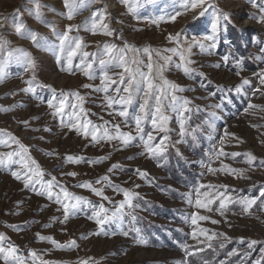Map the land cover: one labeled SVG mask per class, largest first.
Wrapping results in <instances>:
<instances>
[{
	"label": "rangeland",
	"instance_id": "rangeland-1",
	"mask_svg": "<svg viewBox=\"0 0 264 264\" xmlns=\"http://www.w3.org/2000/svg\"><path fill=\"white\" fill-rule=\"evenodd\" d=\"M257 2L264 6V0ZM40 3L45 6L39 10L42 19L54 24L60 32L68 24H87L90 28L87 21L91 13L97 9L104 12L105 22L113 35L102 34V29L93 34L83 27L70 32V36H78L82 40L85 45L83 51L97 56L102 53L105 43L123 47L126 42L139 49H166L176 46L167 39L169 34L180 33L182 40L202 39L211 34V25L216 19V11L208 7L209 4L229 15L230 19H221L214 49L203 53L199 48L193 49L189 57L194 61L191 67L195 72L192 75L186 76L176 68L180 62L178 56L173 57V63L163 72L167 80L185 89L177 95L191 101L189 107L192 112L186 128L189 132L193 127L199 131L195 140L188 136L183 142L176 143L181 140L179 123L175 114L170 113L169 131L166 133L169 147L166 153L156 158L143 151L138 139L127 147L116 140L93 143L91 136L85 137L82 132L69 130L61 125L58 117L51 115L46 101L53 90L57 95L78 92L85 98V113L81 120L86 115L93 124H104L112 132L111 126L119 124L121 131L136 135L134 117L138 114V102L128 106V116L122 118L117 115L122 110L121 105L108 108L105 93L94 91L101 84L97 56L87 58L94 65L95 79L90 80L75 68L80 63V56L73 58L72 72L69 73L64 55H60L58 60L56 51L37 49L31 41L16 35L11 23L0 29V35L8 41V48H22L31 54L36 64V80L45 85L38 87L35 95L24 93L25 81L33 73L24 72L15 64L8 65L5 68L7 75L0 79V109L12 110L0 111V130L15 136L28 147L29 155L45 173L44 180L56 177L59 184L83 196L91 205L98 208L103 204L109 209V214L123 199L121 193L105 187L104 195L108 198L105 200L76 185L89 182L94 187H101L104 182L96 184V180L106 175L118 188L139 193V198L134 201L137 205L133 210L136 220L126 217L120 228L113 223L105 225V232H101L95 222L88 219L93 211L91 205L61 223L63 209L60 205L31 188L25 189L23 183L11 175V171L19 170L18 165L0 168V234L8 238L4 246L7 247L8 243L17 246L26 264H80L89 258L90 264H264V196L261 195L264 192V165L260 164L264 160V87L260 85L258 76L264 70V62L255 58L260 55L259 49L264 48V25L255 19L259 15L258 9L249 0H207V11L193 10L190 4L186 9L188 0H139L138 5L133 0L134 12H129L119 0H100L69 21L63 0H40ZM17 9L21 13V22L28 29L54 40L50 28L30 14L29 9L34 12V5L27 0H0V19L12 16ZM201 11H204L203 15ZM176 12L180 15L174 22L170 21L168 18ZM160 17L164 19L159 20ZM153 20H159V23L153 24ZM153 55L155 60L159 59ZM225 56L229 57L227 63L222 59ZM142 58L147 63V56ZM237 60L241 62L239 67ZM0 64H3L2 58ZM121 71L110 68L108 74L118 80L117 73ZM201 72L205 74L203 78L199 75ZM243 79H248L250 84L238 95L234 87ZM85 84L93 87L84 88ZM115 87L113 85L107 95L115 96ZM257 88L261 91L255 92ZM120 94L123 95L122 92ZM217 104L222 107L216 108ZM249 104L256 107L250 108ZM213 112L216 113L215 118L209 115ZM25 120L29 121L27 126L22 123ZM143 128L145 136L153 130L150 117L144 121ZM153 134L157 137L153 143H158L165 135ZM0 139H7V136H0ZM15 148V145L11 148L0 146V152ZM221 149L229 155L216 158L215 153ZM233 152L241 155L233 158L230 155ZM245 153H251L256 159L249 163ZM67 156L83 159L80 163H72L67 161ZM89 161L99 162L90 164ZM114 164L119 167L108 172ZM223 165L237 171H208V167L218 170ZM137 170L146 176L140 177ZM70 172L76 175H67ZM201 185H213L210 194L224 192L233 201L254 199L256 204L245 213L240 203H233L223 215L216 211L219 200L211 205V211L198 208L195 190ZM200 191L203 193L209 189L205 187ZM199 198L204 199L202 195ZM193 213L208 216L209 220L192 225ZM211 220L218 223L213 224ZM200 228L207 229V235H223L208 241L205 235L199 234ZM121 230L129 231V236H123ZM193 230L198 233L197 239L192 238ZM137 234L146 243H138ZM39 237H51L60 245L74 240L76 246L58 249ZM251 240L256 244L249 247ZM221 243L224 245L222 248ZM182 246H187L189 252L196 248L202 251L188 256ZM29 252L36 253L35 260ZM0 264L4 261L0 260Z\"/></svg>",
	"mask_w": 264,
	"mask_h": 264
},
{
	"label": "snow or ice",
	"instance_id": "snow-or-ice-1",
	"mask_svg": "<svg viewBox=\"0 0 264 264\" xmlns=\"http://www.w3.org/2000/svg\"><path fill=\"white\" fill-rule=\"evenodd\" d=\"M29 4L34 5V12L32 9H29L30 14H34L35 18L45 26L49 27L51 30V35L54 37V40H50L48 37L38 34L37 32L30 30L26 25L20 20V10L17 9L12 16L3 17L0 19V29L7 27L9 23L12 24L14 32L19 37L31 41V43L37 48L45 51H56L58 53L57 59H60V55H64L67 60V71L72 72V61L73 58L80 56V63L75 65V68L80 70L85 77L88 79H95L93 74V62L89 61L87 58L91 56H97L96 53H88L83 51L85 45L82 40L76 36H70V32L79 31L81 27L84 30L91 31L95 34L99 30H103L104 35L111 36L113 35L112 30L109 29L108 23L105 22L106 14L101 10L97 9L91 13V17L88 18L87 23H90V28L85 25H72L68 24L65 26V29L60 32L57 31L54 24L45 22L40 13V9L45 7L40 3V0H27ZM100 0H63V4L67 10L66 19L71 21L74 16L79 13L81 10L89 8L92 4L99 3ZM119 2L126 7H128L129 12H134L133 0H119ZM139 0H135V4L138 5ZM207 0H188V3L185 4V8H188L190 4L191 9L195 10L197 8L207 11L205 5ZM249 3L258 9L259 15L255 17L257 23L264 25V6H260L257 0H249ZM208 7H212L216 11V19L211 25V34L205 35L202 39H197L195 37L189 39H181V34L176 33L175 35L169 34L167 39L170 42H173L176 46L166 49H150L144 47L142 49L135 48L132 45H129L125 42L123 47H118L115 44L105 43L103 45V51L100 56H97L98 64L101 69L100 81L101 84L99 87H95V92L105 93V101L108 108H112L114 105L119 104L122 106V110L117 112V115L124 118L128 116V106L132 105L134 102H138V114L134 117L135 122V131L136 135L133 136L129 132H124L120 130L119 124H114L111 127L114 129V132L110 131L108 127L104 124L96 125L93 124L91 120L84 116L81 120V115L85 113L83 108L84 97L81 96L78 92L64 93L61 92L59 95L53 90L52 96L47 99L46 104L47 108L51 110V115L53 117H58L62 126H67L69 130H75L77 133H81L87 137L91 136L93 143H99L100 141H119L123 146H131L135 140H139L140 144L143 146V151L148 154L149 157L156 158L162 156L167 152L169 147V136L166 134L169 129L167 124L170 120V113L175 114L178 123H179V135L181 140H177L176 143L183 142L185 137L191 136L195 140L196 133L199 131L198 128L193 127L192 131L189 132L186 128V121L190 120L192 109L189 107L191 101L185 99L177 93L185 91L184 88L177 86L175 83L167 80L163 72L168 69V67L173 63V57H179V63L176 64V68L181 70L186 76H190L195 72V69L191 67L194 63L189 57L192 55L194 48H199L201 53L206 50L214 49L216 47L215 41L218 35V26L221 19L223 21H228L230 19L229 15L222 13L216 8L215 5L209 4ZM204 11H201V15L204 14ZM180 15V12H176L174 15L170 16L168 19L174 22L177 17ZM163 17H160L159 20H163ZM159 20L151 21L153 24L159 23ZM8 41H6L3 35H0V58L3 60V64H0V79H3L7 73L5 68L10 64H15L20 66L24 72H32L33 75L30 79L25 81L27 85L22 89L26 94L35 95L36 89L38 87H45V85L40 84L35 77V68L36 64L31 54L22 48H8ZM260 55L255 57L261 62H264V48L259 49ZM131 53V55H129ZM162 53H171V55H163ZM158 57V60L154 59ZM147 56V63H145L143 56ZM105 57V58H100ZM225 63L229 61V57L225 56L222 58ZM159 61H163L161 64ZM240 61L237 60V67L240 66ZM219 67V65H217ZM110 68H119L122 71L117 73L119 79H114L108 74ZM147 69V72L144 69ZM203 78L204 73H199ZM236 75L239 76L240 72L237 71ZM259 83L264 87V70L258 74ZM250 81L248 79H243L240 84L234 87L236 94H241L245 86L249 85ZM116 85L114 92L115 96L107 95L109 89ZM84 88H92L90 84L83 85ZM255 92H260L261 89L257 88ZM123 93L121 95L120 93ZM215 95V93H212ZM70 97L72 99H70ZM223 100V97H221ZM216 108L222 107L221 104L215 105ZM248 107H256L255 105L249 104ZM10 108H2L0 111L8 112L11 111ZM200 111V109H197ZM247 111V109H245ZM211 117L215 118L216 113H210ZM150 117L152 131L148 132L145 136L143 123L146 119ZM24 123L26 126L29 121L25 120ZM107 123V122H106ZM211 127V124H209ZM46 131L48 129H45ZM165 133L161 136L158 143H153L156 141L157 137L153 133ZM226 135H231L226 133ZM0 136H7V139H0V146L11 148L12 145H15L14 150L0 152V168H11L13 165H18V171H11V175L17 180L23 183L25 189L31 188L33 191H37L39 195H46L49 200H54V202L60 205L63 209V220L61 223H64L68 220L70 216L78 215L84 207L91 205V202L85 199L83 196L76 195L70 192L63 185L59 184L56 177H52L49 180H44L43 177L45 173L37 166V162L29 155V149L24 144L20 142L15 136L0 130ZM223 140V138H222ZM143 154V153H141ZM229 155L225 153L222 149L215 153L216 158ZM233 158L241 155L240 153H231ZM248 157V162L251 163L256 158L251 153H245ZM67 161L72 163H80L83 159L82 157H73L67 156ZM104 158H101V160ZM131 159V157H129ZM99 161H89L90 164L98 163ZM261 165H264V160L260 161ZM119 167L118 164L112 165L108 169V172H112L114 169ZM208 171L215 173L216 171L232 173L237 170L229 168L227 165H223L220 169H214L208 167ZM137 173L140 177H145L146 173L137 170ZM69 176H75L76 173L70 172L67 173ZM104 182L101 187H94L91 183L85 182L76 185L77 187L88 189L93 194L102 199L107 200L108 198L104 195V188L111 187L113 191L121 193L123 199L116 203L114 210L109 214V209L105 208L103 204L99 205L97 208L96 205H91L93 211L88 219L93 220L95 224L100 228L101 232H105V225L115 223L118 228L121 227L123 221L126 217H131V220H136L134 215V209L137 205L134 203L136 199L139 198V193L129 191L127 189L118 188L114 185L108 176H102L100 179L96 180V184H101ZM37 186H39L37 188ZM139 187V185H136ZM207 187L209 191L201 193L200 189ZM213 185H201L200 188H197L196 194L197 199L195 204L198 208H205L209 211L212 210L211 205L215 200H219V207L216 209L217 212L223 215L227 210L228 206L233 203H240L243 206L245 213L256 204L254 199H244L239 201H233L231 197L227 196L224 192H219L215 195L210 194ZM58 189V191H54ZM203 196L204 199H200V196ZM264 196V192L261 193ZM111 202V201H110ZM264 210V209H262ZM209 220L208 216L197 215L193 213L191 215L192 225H197L198 221H207ZM211 223L216 224L218 221L211 220ZM14 228H19V226H13ZM207 229L200 228L199 234L205 235L208 241L213 240L218 235L212 233L207 235ZM97 235L100 233H96ZM121 234L125 237L129 236V231L121 230ZM43 240H48L56 248H73L75 247V241H69L66 245H60L57 241L51 237H39ZM86 238V237H81ZM192 238L197 239L198 233L193 230ZM8 238L0 234V260L4 261V264H26V260L21 258L17 246L8 243L7 247L4 246L5 241ZM136 240L138 243H146L142 237L137 234ZM241 243L244 242L241 238ZM256 241H249V247L255 245ZM208 247H212L211 244H208ZM220 247H224L223 243L220 244ZM182 250L188 256L194 255L196 252L202 251V249L196 248L192 252L188 251L187 246H182ZM231 255V253H230ZM29 256L36 259L35 252H29ZM41 264H47V262H41ZM80 264H90L89 260L80 261ZM187 264V262H185Z\"/></svg>",
	"mask_w": 264,
	"mask_h": 264
}]
</instances>
